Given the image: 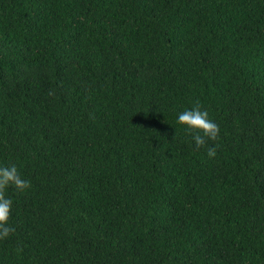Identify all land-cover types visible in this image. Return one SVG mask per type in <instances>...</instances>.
I'll list each match as a JSON object with an SVG mask.
<instances>
[{"label":"trees","instance_id":"trees-1","mask_svg":"<svg viewBox=\"0 0 264 264\" xmlns=\"http://www.w3.org/2000/svg\"><path fill=\"white\" fill-rule=\"evenodd\" d=\"M12 164L0 264H264V0H0Z\"/></svg>","mask_w":264,"mask_h":264},{"label":"clouds","instance_id":"clouds-1","mask_svg":"<svg viewBox=\"0 0 264 264\" xmlns=\"http://www.w3.org/2000/svg\"><path fill=\"white\" fill-rule=\"evenodd\" d=\"M177 123L186 125L189 132H195L193 139L197 148L203 147L208 140L215 141L219 136V126L209 118V112L202 109L199 102L193 108L180 112ZM208 156L210 158L216 156L215 147L208 149ZM10 186L19 192L31 187V181L22 177L15 164L0 167V239L8 237L15 231L14 227L9 225L13 201L5 195L6 189Z\"/></svg>","mask_w":264,"mask_h":264}]
</instances>
